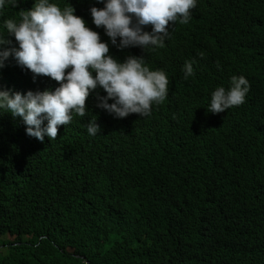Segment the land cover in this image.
Here are the masks:
<instances>
[{
  "label": "trees",
  "instance_id": "obj_1",
  "mask_svg": "<svg viewBox=\"0 0 264 264\" xmlns=\"http://www.w3.org/2000/svg\"><path fill=\"white\" fill-rule=\"evenodd\" d=\"M54 2L61 9L72 6L87 24L89 8L103 6L98 0ZM19 11L6 7L4 18L18 19ZM169 33L163 47L145 52L109 49L120 60L143 56L152 69H164L173 59L180 68L194 60V76L171 89L178 95L173 107L208 103L211 91L227 82L226 67L245 66L257 52L256 88L247 103L229 111L228 124L199 117L193 139L175 148L167 146L170 129L183 126L167 111L156 107L148 117L111 121L92 93L87 116L73 115L72 125H60L56 139L46 136L45 145L33 143L19 117L0 114V264H264V0H254L253 7L197 0L189 22H176ZM103 38L108 41L104 32ZM198 50L221 51L224 64L214 66ZM12 82L33 91L49 85L28 76ZM94 115L102 127L89 136L85 124ZM220 137L231 143L209 157L215 170L205 172L204 160L187 153L188 145ZM158 152L188 185L206 181L212 194L230 201L190 219L177 206L193 209L198 197L169 181V167L152 159ZM252 179L255 190L246 187Z\"/></svg>",
  "mask_w": 264,
  "mask_h": 264
},
{
  "label": "clouds",
  "instance_id": "obj_2",
  "mask_svg": "<svg viewBox=\"0 0 264 264\" xmlns=\"http://www.w3.org/2000/svg\"><path fill=\"white\" fill-rule=\"evenodd\" d=\"M235 1L254 6V0ZM98 2L103 6L89 8L92 24H87L74 14L72 6L61 9L54 0H0V114L19 117L26 135L33 137V143L47 144L46 136L50 141L56 139L58 127L67 124L70 127L73 115L86 117L89 93L96 95L97 107L105 111L111 121L123 123L137 116L148 117L156 107L167 111L183 126L182 130L170 129L171 141L167 146L173 148L184 140L193 139L199 117L228 124L229 111L242 107L249 100L256 88L253 70L260 60L257 52L247 58L245 66L226 67L227 82L211 91L208 103L185 102L173 107L172 102L178 95H172L171 89L180 87L183 79L194 76V60H185L180 68L173 59L174 64L164 69H152L143 56L127 55L120 60L109 49V45L119 50L139 47L145 52V49L163 47L172 25L189 22L197 0ZM9 6H18V19L4 18V9ZM148 25L151 30H144ZM101 27L103 30L98 29ZM103 32L108 41H104ZM238 42H241L239 38ZM198 52L214 66L224 64L221 51ZM18 76H28L37 85H49L42 91L28 90L34 86L17 87L12 81ZM55 81L57 87H54ZM19 90L27 91L22 94ZM101 127L95 115L85 124L89 136L97 135ZM230 143L231 140L220 137L196 145L191 143L186 152L202 158L206 172L215 170L216 166V160L209 157H216ZM109 145L110 142L99 149L109 148ZM217 146L218 151L208 149ZM152 159L169 167L166 175L169 181L185 188L186 193L197 195L195 208L184 203L177 206L179 211L184 209L190 219L204 216L230 201L212 194L206 181L188 185L176 172L171 159L162 152ZM223 166L233 167L234 164ZM246 187L255 190L257 185L252 179L246 182Z\"/></svg>",
  "mask_w": 264,
  "mask_h": 264
}]
</instances>
